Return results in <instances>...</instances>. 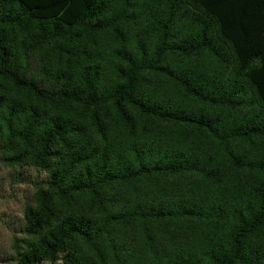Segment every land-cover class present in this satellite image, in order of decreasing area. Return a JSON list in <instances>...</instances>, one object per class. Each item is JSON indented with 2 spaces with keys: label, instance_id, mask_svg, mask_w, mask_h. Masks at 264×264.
<instances>
[{
  "label": "trees",
  "instance_id": "16d2710c",
  "mask_svg": "<svg viewBox=\"0 0 264 264\" xmlns=\"http://www.w3.org/2000/svg\"><path fill=\"white\" fill-rule=\"evenodd\" d=\"M0 165L12 264H264V0H0Z\"/></svg>",
  "mask_w": 264,
  "mask_h": 264
},
{
  "label": "rangeland",
  "instance_id": "374dc122",
  "mask_svg": "<svg viewBox=\"0 0 264 264\" xmlns=\"http://www.w3.org/2000/svg\"><path fill=\"white\" fill-rule=\"evenodd\" d=\"M44 177L32 169H10L0 165V264H12L11 239L18 236L22 210L33 204L35 185Z\"/></svg>",
  "mask_w": 264,
  "mask_h": 264
}]
</instances>
